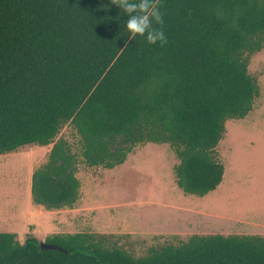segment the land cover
Masks as SVG:
<instances>
[{
    "label": "trees",
    "instance_id": "trees-1",
    "mask_svg": "<svg viewBox=\"0 0 264 264\" xmlns=\"http://www.w3.org/2000/svg\"><path fill=\"white\" fill-rule=\"evenodd\" d=\"M108 3L0 0V155L52 144L30 183L49 211L78 200L80 163L114 168L149 142L173 149L185 194H208L223 180L226 121L259 95L248 60L264 47V0H159L167 40L155 45L129 40ZM66 125L79 152L58 137ZM44 240L63 251L0 231V264H264L260 234L195 233L141 256L84 231Z\"/></svg>",
    "mask_w": 264,
    "mask_h": 264
},
{
    "label": "rangeland",
    "instance_id": "rangeland-1",
    "mask_svg": "<svg viewBox=\"0 0 264 264\" xmlns=\"http://www.w3.org/2000/svg\"><path fill=\"white\" fill-rule=\"evenodd\" d=\"M248 71L259 95L245 117L225 123L217 145L224 175L215 190L204 196L185 194L175 182L178 159L173 149L149 142L136 146L114 168L80 163L78 200L72 207L49 211L32 202L30 183L52 144H30L0 155V231L16 234L21 243L29 235L44 240L90 232L134 256L195 233L264 235V47L249 56ZM59 136L79 152L78 136L69 125Z\"/></svg>",
    "mask_w": 264,
    "mask_h": 264
},
{
    "label": "clouds",
    "instance_id": "clouds-1",
    "mask_svg": "<svg viewBox=\"0 0 264 264\" xmlns=\"http://www.w3.org/2000/svg\"><path fill=\"white\" fill-rule=\"evenodd\" d=\"M113 5L120 10L118 17L126 16V20L120 21V24H123V33L129 40L140 36L144 37L149 45L166 42L159 0H109V3L102 7L107 9ZM154 25H160V27Z\"/></svg>",
    "mask_w": 264,
    "mask_h": 264
},
{
    "label": "water",
    "instance_id": "water-1",
    "mask_svg": "<svg viewBox=\"0 0 264 264\" xmlns=\"http://www.w3.org/2000/svg\"><path fill=\"white\" fill-rule=\"evenodd\" d=\"M39 243H40V248L41 249H57V250H62L63 251V248H61L57 244L46 242L45 240H39Z\"/></svg>",
    "mask_w": 264,
    "mask_h": 264
},
{
    "label": "bare ground",
    "instance_id": "bare-ground-1",
    "mask_svg": "<svg viewBox=\"0 0 264 264\" xmlns=\"http://www.w3.org/2000/svg\"><path fill=\"white\" fill-rule=\"evenodd\" d=\"M23 171V170H22Z\"/></svg>",
    "mask_w": 264,
    "mask_h": 264
}]
</instances>
